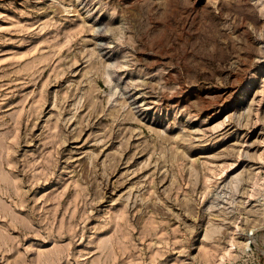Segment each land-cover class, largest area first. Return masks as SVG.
Masks as SVG:
<instances>
[{"label": "rangeland", "instance_id": "rangeland-1", "mask_svg": "<svg viewBox=\"0 0 264 264\" xmlns=\"http://www.w3.org/2000/svg\"><path fill=\"white\" fill-rule=\"evenodd\" d=\"M0 264H264V0H0Z\"/></svg>", "mask_w": 264, "mask_h": 264}]
</instances>
